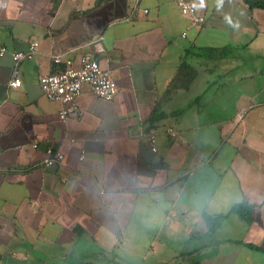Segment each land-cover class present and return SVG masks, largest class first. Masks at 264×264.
I'll return each instance as SVG.
<instances>
[{"label":"crops","instance_id":"1","mask_svg":"<svg viewBox=\"0 0 264 264\" xmlns=\"http://www.w3.org/2000/svg\"><path fill=\"white\" fill-rule=\"evenodd\" d=\"M194 1L202 25L177 0H0V43L39 42L18 66L20 87L9 86L11 54L0 57V264H264L263 10ZM202 47L213 48V84L198 87V75L172 88ZM86 54L118 93L84 86L63 123L39 76ZM242 79L232 114L204 109L220 81ZM50 147L64 159L47 167ZM244 202L252 223L233 211Z\"/></svg>","mask_w":264,"mask_h":264},{"label":"built area","instance_id":"2","mask_svg":"<svg viewBox=\"0 0 264 264\" xmlns=\"http://www.w3.org/2000/svg\"><path fill=\"white\" fill-rule=\"evenodd\" d=\"M181 13L187 16L192 24L201 25L205 21V16L199 12L198 6L194 0H177ZM148 10H146L147 12ZM187 32H183L186 36ZM39 46L38 41L30 43L27 50L9 52L7 46L0 43V57L11 54L16 65L15 77L9 82L11 87H20L22 80L17 76L19 64L26 59H32L37 53ZM100 52L102 49L97 46ZM54 62L60 64L61 56H54ZM41 89L50 101H56L61 104L59 118L63 123H67L78 113L77 99L83 92L84 86L88 85L92 92L98 97L105 100H112L118 93V84L113 78L109 69L105 68L101 61L91 55H82L78 60H66V66L50 74H41L39 76ZM172 131V129H169ZM157 135L151 133L148 137L149 143L154 151L157 150L155 145ZM36 143L33 147H38ZM47 158L44 160L45 166L52 167L61 163L64 154L55 151L52 147L46 150ZM85 156L82 155L83 159Z\"/></svg>","mask_w":264,"mask_h":264},{"label":"rangeland","instance_id":"3","mask_svg":"<svg viewBox=\"0 0 264 264\" xmlns=\"http://www.w3.org/2000/svg\"><path fill=\"white\" fill-rule=\"evenodd\" d=\"M258 12L259 13H257V20L259 21L260 27H262L264 29V24L262 23V22H264V11H258ZM260 14H261V16H260ZM209 48L210 47H202V48H198V50L193 49V51L189 54V56H186L187 57L186 59L188 62L192 61V62L197 64V66L195 67V70L197 71L196 73H198V75L201 77L200 81L197 82L198 87L203 86V84L205 85V87L208 85L211 86L213 84L212 83L213 77L209 71L211 69V66H213V63L211 61H209L208 58H206V56L210 52L209 50L213 49V48H210V49ZM233 52L235 53V51H233ZM253 60L254 59H252V61ZM222 61H223V58L221 56H219V61H218L219 64ZM202 62L204 64H202ZM257 64L260 65V61ZM261 64H262V62H261ZM253 66H256L255 62L253 63L252 67ZM198 75H197V78H198ZM256 78L259 80H262L261 75H258ZM225 82L226 81L222 80V81H220V83H223V84L218 85L219 91L215 95L216 99H217V104H212V105H208V106L204 105V109L208 108V110L211 111L214 108L217 112L221 113L222 115L232 114L231 108L233 107V102L228 101V100H231L229 98L230 94H231V96H233V94H235V92L241 91L243 88H246L244 85L246 83H249V82H247V79L238 80L237 82H233V81H227V83H225ZM207 91H208V93H210L211 89H207ZM214 102H216V101H214ZM219 108H221V109L219 110ZM215 116H219V115H215ZM205 119H208L207 115H205ZM200 122H202V121L200 120Z\"/></svg>","mask_w":264,"mask_h":264},{"label":"trees","instance_id":"4","mask_svg":"<svg viewBox=\"0 0 264 264\" xmlns=\"http://www.w3.org/2000/svg\"><path fill=\"white\" fill-rule=\"evenodd\" d=\"M243 1L248 6L250 11H254L255 9H261L264 11V0H243ZM205 21H206V18H205ZM205 21L202 24H204ZM230 48L231 46H227L221 50H226ZM235 48H231V49L235 50ZM212 50L213 49H210L209 51L211 52ZM206 58H208V60L212 59L208 55L206 56ZM196 72L197 71L195 70V67L194 65H192L191 61L188 62L184 60L178 70V74L176 78L173 80L172 88L179 86V85L185 86L186 88L189 87L192 84V82L195 80L196 76L198 75V73ZM156 141H157V138H156ZM155 145H156V142H155ZM254 210H255L254 206H251L246 202L239 203L233 207V211L241 214L244 218L248 220L249 223H252L254 221V217H253Z\"/></svg>","mask_w":264,"mask_h":264},{"label":"clouds","instance_id":"5","mask_svg":"<svg viewBox=\"0 0 264 264\" xmlns=\"http://www.w3.org/2000/svg\"><path fill=\"white\" fill-rule=\"evenodd\" d=\"M217 5H218V7H222L223 6V0H217Z\"/></svg>","mask_w":264,"mask_h":264}]
</instances>
